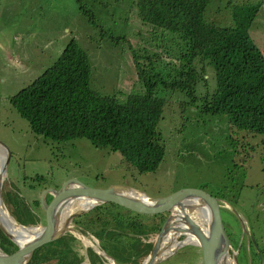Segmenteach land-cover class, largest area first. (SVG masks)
Wrapping results in <instances>:
<instances>
[{
	"label": "rangeland",
	"instance_id": "1",
	"mask_svg": "<svg viewBox=\"0 0 264 264\" xmlns=\"http://www.w3.org/2000/svg\"><path fill=\"white\" fill-rule=\"evenodd\" d=\"M138 1L85 0L86 8L94 17L91 20L80 9L78 0H0V145L11 151L3 190L12 191L20 198L22 193L26 207L30 205L40 212L41 205H35L34 201L40 199L43 190L60 186L68 178H77L98 188L130 186L151 196H165L183 188H201L213 196H224L232 205L233 209L222 202L227 232L231 240H237L235 247L232 243L234 251L246 244L238 243L244 235L243 227L254 232L264 246V134L233 128L225 114L204 111L207 95L203 87L204 93L195 94L194 99L185 91L159 86L157 93L166 99V104L157 130L167 151L158 169L144 174L125 161L119 151L98 148L86 137L59 142L32 132L29 122L11 104L10 97L50 67L74 37L89 54L90 86L101 94H116L125 101L130 92L144 91L134 60L136 52H146L149 56L162 52L160 62L153 69L144 63L142 66L158 72L159 78L170 79L173 75L169 69L174 64L168 54L172 48L163 36L173 33L144 22ZM243 3L245 6L261 4L250 32L264 52V0H211L206 17L219 25H234V9ZM178 47L184 51L179 42ZM211 78L209 90L215 83L214 76ZM0 152L5 158L2 146ZM75 206L73 211L79 210L78 203ZM116 207L107 213L101 207L85 211L75 221L80 228L96 233L111 224L115 228L111 236L124 239L119 243L124 245V255L146 252V256L150 250L143 252L146 250L143 242L134 239L139 238L135 235L149 232L146 225H157L155 215L112 211ZM238 214L245 218L243 227ZM92 218L97 221L95 226L88 225ZM158 230L152 232L153 240ZM67 235L63 236L65 240ZM60 239L49 242L44 249L48 251L60 244ZM79 239L82 240L78 236V242H74L80 248L85 243ZM68 244L75 247L73 242ZM113 244L107 238L102 242L104 253L100 256L104 260L119 251L121 245ZM83 248L76 255L82 257L87 253L90 264H97L91 259L94 251L85 245ZM258 256L264 264V256ZM178 259L196 264L200 257L173 254L159 264H173ZM242 261L246 264V259ZM105 263L108 262L98 264Z\"/></svg>",
	"mask_w": 264,
	"mask_h": 264
},
{
	"label": "trees",
	"instance_id": "2",
	"mask_svg": "<svg viewBox=\"0 0 264 264\" xmlns=\"http://www.w3.org/2000/svg\"><path fill=\"white\" fill-rule=\"evenodd\" d=\"M84 1L78 0L79 7L93 20ZM210 1H138L144 22L173 33L163 36L172 48L168 54L174 64L169 69L173 75L170 79L159 78L158 72L142 66L144 63L153 69L160 62L162 52L153 56L136 52L134 60L144 91L130 92L125 101L116 94H101L90 86L89 54L74 37L50 67L10 97L11 104L29 122L32 132L59 142L86 137L98 148L119 151L141 174L156 171L167 151L157 130L166 104V99L157 93L161 84L165 89L185 91L194 99L195 94L204 93V88L207 95L204 111L225 114L233 128L264 134V52L250 32L261 4L236 5L234 25L223 26L207 19ZM141 56H144L142 60ZM213 76L214 87L209 90L207 86ZM3 192L16 220L33 224L36 218L25 205L22 208L20 197L6 189ZM34 202L40 205V200ZM60 240V244L48 251L44 249L47 244L44 245L28 264H43L51 258L59 259L58 264L64 260L72 264L68 257L75 250L68 243L78 242V238L69 232L67 240L64 237ZM81 244L80 249H84ZM0 247L5 252L11 251L1 227Z\"/></svg>",
	"mask_w": 264,
	"mask_h": 264
},
{
	"label": "water",
	"instance_id": "3",
	"mask_svg": "<svg viewBox=\"0 0 264 264\" xmlns=\"http://www.w3.org/2000/svg\"><path fill=\"white\" fill-rule=\"evenodd\" d=\"M0 146L6 148L4 163L0 164V201L3 203L6 212L11 214L2 194L5 182L3 177L7 174L8 178L7 166L11 151L4 144ZM2 168L6 169V174L3 173ZM20 195V204L24 208L27 201L22 193ZM82 201H86L87 205L84 206ZM222 202L227 204V207L232 208L227 200L215 197L201 188H183L169 195L151 196L130 186L115 185L98 188L85 184L77 178H68L60 186H51L43 190L40 196V212L35 211L30 205L28 206L33 212V217L36 218L31 226L17 222L23 227H30V230L35 229L36 233L33 234V238L26 234L21 243L12 236L0 221V227L8 238L11 250L5 252L0 247V264H28L39 249L49 242L61 238L70 227L72 228L74 219L79 214L98 207L109 211L111 207L115 206L117 207L112 211L118 213L158 215L169 212L168 218L164 220L160 232L155 237L154 244L144 264H157L166 260L179 247L189 243L195 244L198 248L202 264H222V260L230 252L235 264H238L237 252L233 250L231 241L225 233L220 209ZM77 203L80 208L73 211ZM196 203L209 211V220L206 221L207 228H204L201 223L202 218L198 213ZM238 216L244 225L245 221L239 214ZM169 227H174L175 230H173L172 235L167 237L165 230ZM246 231L256 245L258 255H261L255 235L250 229ZM189 234L194 235L197 242L191 240ZM163 238H166V243L169 242L170 246L166 252H163Z\"/></svg>",
	"mask_w": 264,
	"mask_h": 264
},
{
	"label": "flooded vegetation",
	"instance_id": "4",
	"mask_svg": "<svg viewBox=\"0 0 264 264\" xmlns=\"http://www.w3.org/2000/svg\"><path fill=\"white\" fill-rule=\"evenodd\" d=\"M219 197L225 198L224 196H219ZM26 209L30 213H33L32 210L29 207H26ZM220 209H221V215H222V205H220ZM168 216H169V212H166V215L165 214H160V216L155 215L157 225L156 224H153L152 225L151 223L149 225H146L147 228L149 229V232H145L144 235H143V237H142V235H140V236L135 235L136 237H139V238H136L134 240L139 241V242H143L144 248H146V250H143V252L144 251H147L148 249L150 250L152 248L153 244H154L153 239L150 237L151 235L147 236V234H152V232H156L159 229L158 232H157V235H158V233L161 230V227L163 225V222H164L165 218H168ZM76 218L74 219V224L72 225L71 230L65 232L64 235H66L69 232H74L76 234L75 236L78 238L76 231L79 230L80 232L83 233V236H84V238H83L84 241H83L82 237L79 236L82 239V240L79 239L80 241H82L83 243H85L87 245H91V242L97 243V238L95 237V233L96 232H87L84 228H80V226L78 225V223L75 221ZM222 219H223L225 233H226L227 237L229 238V240L231 241V243H233L234 244V247H235V243H236L237 240L236 239L234 241L231 240L230 235L227 232V228L225 226V222H224L223 215H222ZM243 219H245V218H243ZM93 220L95 222H93ZM99 220H100V218H99ZM130 220L131 221H134V218H132ZM89 222H91V223H89ZM89 222H88V225L89 226H95L96 225L95 223L97 221L94 218H92ZM201 223L203 225L205 224L203 222V220H201ZM241 224H242V227H243V223H241ZM106 226H108L107 229L110 230L111 224H107ZM112 227L114 228L113 225H112ZM156 227H159V228L156 230ZM243 231H244V235H242L239 238V242L238 243L241 244L243 242H246V244H244V246H243V244L240 245V247L238 249L236 248L237 251H238V253H237V256H238V264H243V261H242L243 258L246 259V261H245L246 264H261L260 263V260H259V256L257 255L258 254V251L256 250V246L254 245V242L252 241L251 236L248 234L247 231H245L244 227H243ZM253 234L255 235L254 232H253ZM64 235H62V237ZM255 238H256V236H255ZM262 238H263V236H261V239ZM107 239L112 240L114 242L113 245L119 246L120 245L119 243L121 242L122 237L120 236L119 238H116L113 235V236L108 237ZM256 240L258 242L259 248L261 250V255L263 257L264 256V253H263L264 252V246L259 242V239L256 238ZM189 246H190V249H189ZM194 252H196V253H194ZM145 253L146 252L139 253L137 255H127L128 260H126V261L128 263H131V264H143L145 262V260L147 259L148 254H149V253H147L146 256H145ZM174 254H176L178 256H189L190 255V256H194L195 258L196 257H198V258L200 257V255L198 253V248L196 247L195 244H192V243H189L188 245H183V246L179 247L178 250ZM112 256L113 255L111 254L110 257H112ZM199 263L202 264L201 263V259L199 260V262L198 261L196 262V264H199ZM111 264H113V263H111ZM170 264H172V262ZM173 264H187V262H186V260H179L178 259L177 261H174L173 260ZM189 264H192V262L189 261Z\"/></svg>",
	"mask_w": 264,
	"mask_h": 264
},
{
	"label": "crops",
	"instance_id": "5",
	"mask_svg": "<svg viewBox=\"0 0 264 264\" xmlns=\"http://www.w3.org/2000/svg\"><path fill=\"white\" fill-rule=\"evenodd\" d=\"M93 222H95V221L93 220ZM95 224H97V222ZM123 224L126 225L128 223L127 222H123ZM107 227L108 226H105V229H107ZM105 229L102 232H100V233H95V237L97 238V246L98 247H96V246H88V245H86V244L83 243L86 247H88V249L90 248V249H92L94 251V255L95 256L94 257H91V259L92 260H95L97 262V264L99 262L103 263L105 261L108 262V263H105V264H111V263H113V264H131V263H128L126 261V260H128V257H127V255H124V253H123V249H124V245L123 244H120L121 245L120 246V249L121 250L119 249V251H117L116 254H112L113 255L112 257L108 256L109 257V260H104L102 258V256H100V253L101 254L104 253L103 251L100 250L101 249L102 242H105V239L108 238V237H110L112 235V233L110 234V232H112V231L115 230V228H113L112 226H111L110 230L107 231V232H105ZM69 230H67V231H69ZM120 232L121 233H124L123 230H120ZM76 233H77L78 236L82 237V239L84 238L83 233L80 232L79 230H77ZM141 235H144V234H141ZM149 235H152V234H147V236H149ZM122 236H124V235H122ZM156 236H154V237H156ZM100 237H102V240H100ZM83 241H84V239H83ZM123 241H124V239H121V242H123ZM74 244H75V247H74L75 253L69 255L68 260L69 261H73L72 264H90L89 255L87 253H85L83 255V257H79L78 255H76V253H80V252L84 251V249H80L79 247H77L76 242ZM169 247L170 246L168 244V247L167 248H169ZM84 256H85V259H83ZM66 261L67 260H64L63 261V264H66ZM58 263H59V259H56L55 260V258H51V259L46 260V261L43 262V264H58ZM159 263L160 262H158L157 264H159Z\"/></svg>",
	"mask_w": 264,
	"mask_h": 264
},
{
	"label": "bare ground",
	"instance_id": "6",
	"mask_svg": "<svg viewBox=\"0 0 264 264\" xmlns=\"http://www.w3.org/2000/svg\"><path fill=\"white\" fill-rule=\"evenodd\" d=\"M3 149L6 151V148L3 147ZM6 152H4L5 155ZM4 163V158L1 157V152H0V164ZM2 171L4 174H6V169L2 168ZM3 180H5V176L3 177ZM84 206L87 205L86 201L81 202ZM198 213L201 216L203 222L207 225L206 221L209 220V211L205 207H201L198 203ZM69 207V206H68ZM70 208V207H69ZM0 221L3 223V225L8 229V231L12 234L14 238H17L21 243L24 236L26 234H29L28 236L30 238H33V234L36 233L35 229L30 230V227H23L22 225H18L17 221L11 216V214H8L4 208L3 203L0 201ZM207 228V227H205ZM173 230H175L174 227H169L168 229L165 230V234L167 237L169 235L173 234ZM191 240L196 241L197 238L194 235H189ZM197 242V241H196ZM166 243V238H163V252L167 251L168 243ZM200 246V245H199ZM234 259L230 254H227L226 257L222 260V264H233Z\"/></svg>",
	"mask_w": 264,
	"mask_h": 264
},
{
	"label": "clouds",
	"instance_id": "7",
	"mask_svg": "<svg viewBox=\"0 0 264 264\" xmlns=\"http://www.w3.org/2000/svg\"><path fill=\"white\" fill-rule=\"evenodd\" d=\"M216 197V196H215ZM219 198H222V197H219ZM222 199H225V198H222ZM40 200V199H39ZM41 205V204H40ZM221 205H222V207H224L223 206V204L221 203ZM26 206V205H25ZM35 210V209H34ZM106 213H107V211L106 210H104ZM162 214H165L166 215V212L165 213H162ZM12 215V214H11ZM158 215H160V214H158ZM13 216V215H12ZM166 219V218H165ZM205 227H207V226H205ZM204 227V228H205ZM70 229H71V227H70ZM70 231V230H69ZM72 233V232H71ZM155 241V239L153 240V242ZM165 244H167V243H165ZM168 244H169V242H168ZM232 244V243H231ZM87 245V244H86ZM92 245H94V246H96V247H98L97 246V243H93V242H91V246ZM101 250V249H100ZM261 251V250H260ZM236 252L238 253V251H237V249H236ZM230 255L232 256V258H233V255L231 254V252H230ZM234 259V258H233ZM237 260H238V256H237ZM146 261V260H145Z\"/></svg>",
	"mask_w": 264,
	"mask_h": 264
}]
</instances>
